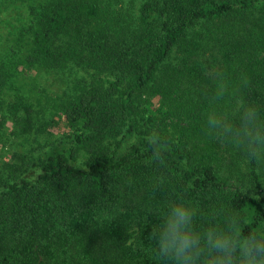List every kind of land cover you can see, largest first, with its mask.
I'll return each mask as SVG.
<instances>
[{
  "label": "trees",
  "instance_id": "16d2710c",
  "mask_svg": "<svg viewBox=\"0 0 264 264\" xmlns=\"http://www.w3.org/2000/svg\"><path fill=\"white\" fill-rule=\"evenodd\" d=\"M0 10L16 16L0 44V151L5 134L27 142L35 107L63 121L37 148L33 179L0 163V264H158L154 227L176 193L204 219L235 212L245 230L264 219V159L202 131L216 73L221 110L242 100L264 113V0H0ZM68 69L87 79L65 101L35 78Z\"/></svg>",
  "mask_w": 264,
  "mask_h": 264
},
{
  "label": "clouds",
  "instance_id": "9594fccd",
  "mask_svg": "<svg viewBox=\"0 0 264 264\" xmlns=\"http://www.w3.org/2000/svg\"><path fill=\"white\" fill-rule=\"evenodd\" d=\"M228 97L222 73L211 80L202 110V131L210 140L241 149L249 160L264 159V113L244 101L225 111ZM238 213L223 211L204 219L186 196L163 203L154 227L152 252L158 264H264V219L251 230Z\"/></svg>",
  "mask_w": 264,
  "mask_h": 264
},
{
  "label": "rangeland",
  "instance_id": "374dc122",
  "mask_svg": "<svg viewBox=\"0 0 264 264\" xmlns=\"http://www.w3.org/2000/svg\"><path fill=\"white\" fill-rule=\"evenodd\" d=\"M15 17L12 11L3 14L0 10V44L3 39L2 34L6 31V26L8 28L7 23H14ZM35 78L41 88L47 89L61 101H65L75 94L79 86L83 84V80L87 79L84 73L75 69L73 71L68 69L48 73L40 71L39 74H35ZM50 110L51 108L47 109L45 107L43 109L39 107L33 108L30 114V126L32 129L26 136L27 142L22 138L9 135V133L4 135V147L0 151V155H2L0 163L6 160L9 166L8 170L11 168L13 170L12 175L17 178L33 179L37 175L40 166L39 154H41V150L39 149L38 152L37 148L54 142L55 137L63 130L61 123L63 121L58 122V125H51V120H57V117L52 116L49 112ZM82 161L83 157H78L76 165L82 166ZM4 172L8 173L9 171Z\"/></svg>",
  "mask_w": 264,
  "mask_h": 264
}]
</instances>
